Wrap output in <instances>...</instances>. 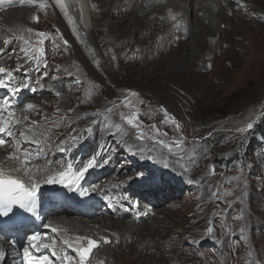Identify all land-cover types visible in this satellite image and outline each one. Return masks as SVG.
I'll list each match as a JSON object with an SVG mask.
<instances>
[{"label": "rangeland", "instance_id": "obj_1", "mask_svg": "<svg viewBox=\"0 0 264 264\" xmlns=\"http://www.w3.org/2000/svg\"><path fill=\"white\" fill-rule=\"evenodd\" d=\"M93 1L95 13L100 14L102 0ZM243 1L246 2L244 4L245 11L239 10L236 19H239L241 24L250 23V33L238 34L240 31H237L236 35L227 34L226 39L222 40L223 37L216 30L212 34V36L217 35L213 45V41L208 37L210 31L206 29L204 39L209 45L215 46L217 42H220L221 37L220 45L224 48H228L232 41L236 46L245 42L247 49L245 51L250 52V57L246 62L240 60L243 65L234 68L223 66L218 70L215 69L214 71L218 73L214 75H226L229 78L228 82L214 85L211 92L208 90L206 93L204 92L205 94L203 92L195 93L192 101H184L186 102L184 111H180L169 102V97L165 94L167 89L163 84L169 81L178 84L185 82L186 75L179 77L176 75V70H191L192 68L193 64L191 63L181 64L185 59L191 57L190 54L183 52L186 47L177 45L162 49V52L160 50L158 62L160 60L163 62L149 66L148 71L140 76L138 73H134V76L141 80L138 86L130 83L102 87L89 84L86 82L87 74L66 64L67 43L65 41L67 42L68 38L65 36V30L67 27L74 29L75 18H72L70 23L67 21L68 19L64 20L65 12L49 0H36L35 4L21 3L18 0L19 4L16 2L12 7L0 10L2 12H0V57H5L0 59V67L19 69L17 71H21L20 77L22 76L24 83L28 81V78H33L36 84L44 85V87L39 84L35 86L39 85L40 93L28 100L29 104L35 106L31 111L29 109L26 111L27 109L24 108L26 104L23 109L17 111L18 115H29L27 123L20 124L19 128L29 126L32 121H36L37 131L43 133L37 137L39 145L31 143L27 147L28 149L36 146L41 147L42 153H35L44 155V159L35 165H41L44 168L54 154L62 152V156H64V151L66 152L70 148L75 149L76 153L82 150L81 155L79 154L82 156L89 145V151H93L91 155L94 153L99 160H107L108 163L114 162V165L109 168L108 174L111 178L112 174L118 177V184L115 185L112 179L108 180L114 188L121 191L129 188V191H134L136 188L133 189L130 182L142 180L143 182H137V184H142L139 185V188L148 186L146 191L136 189L140 196L142 195L140 192H144V195L141 196L142 203L152 207V201L148 197L153 198V194H156L160 201L157 209L163 211L165 215L158 216L156 221L154 217H151L144 221L143 228L135 229V232L144 238L163 220L167 222L160 230L163 240L155 239L157 241L155 243L156 251L161 253L157 254L159 257L153 264H163L164 252L162 250L165 243H170L169 248L173 250L177 248L178 254H180V250H183L188 257V259L184 257L178 261L171 258L168 261L170 264H189L187 261L190 259L196 261L197 264H207L205 262L207 261L205 257L207 252L220 257L225 252L229 254L234 251H238L242 258L244 255L248 256V264L260 262L257 261L256 256L261 260V264H264V0ZM240 2L241 0H232L227 4L238 6L241 4ZM8 16L19 17L20 23L9 25L5 20ZM36 17H39V22H36ZM88 28H92L91 22ZM29 29L32 31L30 32ZM257 29L260 30L259 36H262L260 38H257ZM37 32L47 34L42 45L45 54L40 62L25 57L21 51L36 45ZM80 35H77L76 39ZM25 40L29 43L25 44ZM5 41H9V43H5ZM5 48H9V50L3 53ZM204 53L203 49L199 53L202 57L201 63L196 64L198 68L203 67L202 63L206 57ZM35 54L33 50L32 55ZM179 54L184 57L178 58ZM253 59L258 61L257 65ZM164 61L169 62L168 65ZM249 61L253 63L254 67L249 64ZM185 65L191 66L184 68ZM209 71L206 72L208 78L211 77L210 73L212 72ZM190 74H192L191 71L188 74L189 77H191ZM154 79L159 81H154ZM46 90L50 91L47 97L45 96ZM130 92L138 95L129 96ZM57 93L60 94L57 95ZM125 97L132 101L135 110L140 113V123L145 130H149L151 125H156L161 133H167L166 136L161 135L159 139L165 141L181 137L184 139L183 160L169 153L167 148L158 143L151 140L142 142L136 138L135 130L130 129L120 119L121 112L129 113L130 111L121 103ZM114 104L116 107L113 113H108L106 109L113 108ZM161 108L166 109L169 116L174 117L180 124L179 131L176 130L171 120L164 122L165 116ZM30 112L31 114H29ZM249 122L254 123V129L250 133L236 131L237 128L244 127ZM114 123L120 124L127 130V135L119 134L117 129L112 126ZM88 128L92 130L85 131ZM76 135L81 136L82 139L79 143L73 144L71 138ZM61 148L64 150L62 151ZM6 149L9 148L6 147ZM102 149L105 152L101 153ZM104 155L106 157L102 159L101 157ZM51 162L54 163V166H51L53 168L60 165L56 159ZM212 168L215 169V175L210 172ZM137 173L141 175L137 176ZM119 177L128 180L129 183L119 186V183L122 182ZM130 177L133 179H128ZM234 177H239V180L233 179ZM106 178L107 175L104 177L105 182ZM154 184L155 186H151ZM150 191L153 194L149 195ZM228 192L232 194L226 195ZM214 193H218L219 198ZM255 201L262 204L259 231V237H262V240H258L255 232H253L255 236L252 240L247 239L249 231L246 226H249L248 221L251 219L250 207L247 204H253ZM153 204L155 205L154 201ZM105 210V208L102 209L103 212L109 213ZM74 214L70 212L67 216ZM77 216L83 218V215H79V213ZM200 216L207 217V221L202 225ZM99 217L101 216L90 218L92 221L78 220L75 224H79L78 227H80L82 222L104 221ZM60 218V222L67 221L65 217L61 216ZM116 219L125 221V218L121 217ZM127 220L132 222V225L135 222L133 219ZM136 223H140L139 216ZM209 227L213 229L212 233L206 231V234L196 236V229L206 228L207 230ZM224 230H228L230 233L226 237L219 236L218 234ZM99 232L108 238L114 237L112 233L102 230ZM62 235L58 234L60 238L63 237ZM68 239L72 240L73 238L65 235L62 241ZM142 241L141 247L147 246L151 242L144 239ZM81 242L85 245L87 243L86 240ZM98 243L99 247L94 252L103 245L102 241ZM94 252L91 255L92 264H102L101 257H97ZM158 260L161 262L159 263ZM254 260L255 262H253ZM151 263L147 259L141 264Z\"/></svg>", "mask_w": 264, "mask_h": 264}, {"label": "bare ground", "instance_id": "obj_2", "mask_svg": "<svg viewBox=\"0 0 264 264\" xmlns=\"http://www.w3.org/2000/svg\"><path fill=\"white\" fill-rule=\"evenodd\" d=\"M5 1L6 2L3 4H0V10L14 6L18 0ZM49 1L65 12L66 16L61 13L64 16V20L68 19L67 21L70 23L71 19L75 18V23L73 25L75 30L68 27L65 30V36L68 38L65 52L66 64L72 66V68H78L81 70V72L87 74L86 82L89 84L92 83L102 87H110L121 84L128 85L132 83L138 86L141 83V80L136 78L134 73H138L140 76L144 72L148 71L149 66L163 62L161 60L158 62V52L161 53L162 49H168L177 45L186 47L185 49L183 47V52H185V54H190L191 57L189 59H185L181 64L191 63L193 64L192 68L191 70H176L177 76L180 77L184 74L186 75L185 82L178 84L169 81L163 84V86L167 89L165 94L168 95L169 102L174 104L180 111L185 110V100L189 101L193 99L197 93H206L208 90L211 92L213 86L216 84L220 85L228 82L229 78L226 75H214L218 73L214 71L215 69L218 70L223 66L234 68L243 65L242 62H246L248 57H250V52L245 51L247 50L245 42L236 46V44H234L232 41L230 42L231 44L229 43L230 45L228 48H224L222 45H220L222 40L226 39L227 34L236 35L237 31H240L238 34L250 31V23L244 22L241 24L238 21L239 19H236V16L239 15V10L245 11L244 4L246 2L243 0H241V4L238 6L227 4L228 1L232 0H102L103 5L100 14L95 13V4L93 0ZM17 3L19 4V2ZM61 4H63V7L60 6ZM173 17L175 18L173 19ZM27 18H25V20H27ZM18 19L19 17L17 16H8L5 18L9 25L19 24L20 22ZM90 22L92 23L91 29L88 28L90 26ZM206 29L210 31V35L208 37L213 41V43L217 35L215 36L214 34L212 36V34L216 32V30L223 37L222 40L220 37V42H217L215 46L206 43V40L204 39L205 31H207ZM259 31V29L256 30L257 38L262 37L259 36ZM77 35H80L78 39H76ZM202 49L205 51L204 54L206 57L202 63L203 67L198 68L196 64L198 63L199 65V63H201L200 59L202 56L199 53H201ZM7 50H9V48H5L3 53H5ZM179 55L180 56L178 58L180 59L184 57L181 54ZM255 60L256 59H253V62ZM257 63L258 61H255V65H257ZM249 64L253 66L251 61H249ZM190 66L185 65L184 68H189ZM5 69L9 74H0L2 79L5 81H10L14 86H19L24 83L22 76L20 77V75H22L21 71L18 72L12 67ZM209 70L212 71L210 73L211 77L209 76L210 78H208L206 75V72ZM190 71L192 72V74H190L191 77L188 75ZM16 80L19 84L16 83ZM157 80L154 79V81ZM168 80L170 79L168 78ZM25 83H27L29 87L23 88L15 97H12V94L8 89H0V93L3 92V90H5L6 94L10 93L11 102L14 106L15 117L21 121V125H25L27 121L23 119L25 115H18L17 111L21 108L23 109L25 104H29L28 100L32 96L40 93L39 85L44 87L42 83H37L39 85L35 87L37 84L33 78H28V81ZM198 87H202V89L200 90ZM48 92L50 91L46 92V97ZM26 111H28V109ZM29 114H31V112ZM3 115L6 118L7 112H4ZM24 128L25 126H22L21 128H19V125L16 126L14 129L16 138H20L18 131ZM8 139L11 143H8L6 139V145L2 148L0 147V169H2L4 173L11 175H25L26 173H30L33 176L31 181H38L40 183V188L47 186V183L44 181L48 175H54L58 172L66 170L69 163L74 164V162L80 159V161L75 166V170H77L92 158H95L98 162H101L100 167H94L90 169L79 181L78 192L85 191L87 194L84 195V197H86V199L90 197L92 198L89 205L80 204L79 208H73L77 210L79 215H83V218L77 216L78 213H75L73 216H67L68 213L74 212L70 210L71 208L64 206V203L67 201L60 198L63 195L60 187L55 188L54 191L59 194H56L52 200L45 199V201H48V203L45 206L43 215L46 216V221L48 224L47 226L55 228L59 234H63V237L67 235V237L73 238L72 240L68 239L69 243L72 245V247H69L63 243V237H55L59 242V246L62 248L61 256H67L70 262L72 259L75 261L74 258H77L78 255V253L75 251V248L78 247L80 243H82L81 241H78L77 238L85 237L97 240L98 242L102 241L103 245L98 249V251L94 252L96 253L95 255H97V257H101L102 261L104 262H102V264H141L147 259H149L152 262L151 264H153L157 261V258L159 257L157 254L161 252L157 253L155 243H157V241L160 239L163 240V238L160 236V230L162 227H164V225L167 224V222L163 220L161 224H158L157 228H152L153 231L148 233L144 238L142 235H138L135 232V229L139 230L143 226L144 221L151 219V217H154V220L156 221L158 216L165 215L163 211H159L157 209V205L160 201L158 196L153 194L152 191H150L149 195L152 193L153 198L148 197L149 200L152 201V207H148L142 203L141 196L144 195V192H140L142 194L140 196L139 192L136 190L139 189V191H146V189H148V186L139 188V185L142 184H137V182H143L142 180L130 182L133 186V189L136 188L134 191H129V188H125V191L114 188L109 183L110 181L108 182L109 179H112L114 185L118 184V177L116 175L112 174V178L108 176L110 171L109 168L114 165V162L110 161L109 163H102L103 160H99L97 157H95L94 153L91 155L93 151H89V145L85 152L87 155L82 159V156H80L82 150H79V152L76 153L75 149L70 148V150L66 152L64 151L65 157L62 156V152L58 154L56 153L50 158V161H47V165L43 163L45 167L42 168L41 165H35L44 159V155H39V159L36 158L38 154L35 152H41V147H37L35 145L36 147L28 149L27 147L30 146L31 143L25 144L24 147H26L29 153L32 155L31 164L28 166L31 168V171H14V169L20 167V161L9 159V155L14 151V148L12 147V138L9 137ZM6 147L9 149L7 150ZM76 149L78 148L76 147ZM22 151L23 148L21 149V152ZM67 152L72 154L70 159L66 158ZM52 158L59 162L60 165H58L57 168L51 167L54 164L51 162L53 160ZM106 175L107 178L105 182L104 177H106ZM19 178L21 181H23V178ZM121 181L122 182L119 183V186L129 183L128 180H124L122 178ZM51 185L56 186L58 184ZM151 186H155V184ZM102 197H105L106 200L102 201ZM111 198H116L117 206L113 207V212L110 210L108 214H104L101 207L102 205H105L107 200ZM153 201L155 202V205L153 204ZM255 202L253 204H247L251 211V219L248 221L249 226H246L249 231L247 235L248 240H252L255 234L258 237V240H262V237H259L262 204H260V202ZM40 203L41 200H38L39 207ZM82 204H85V202L82 201ZM98 204L99 207L95 211V206ZM121 206H124L125 208L121 210ZM39 207L37 210L38 212ZM20 210L23 211L22 209ZM61 216L65 218L68 217L66 218L67 221L65 220L60 222ZM97 216H101L99 218H103L104 221L99 220L95 222H82L83 224L81 223L82 226L80 227H78L79 224H75L78 220L88 221L90 218L94 219ZM138 216L140 217V223H136ZM118 217L123 219L125 218V221L116 219ZM206 218H204V216H200L201 225L207 221ZM126 219H133L135 222H133L134 224L132 225V222L128 220L126 221ZM5 228L6 224H3L0 229ZM99 230L112 233L114 237L108 238L103 235L102 232H99ZM38 231H40V229L37 228L31 234H34ZM206 231V228L202 230H199L198 228L196 229V236H202L206 234ZM253 232H255V234ZM11 233L13 234L12 238L20 237L24 234V230L22 231L14 229L11 231ZM229 233L230 231L224 230V232L218 235L221 237H226ZM20 238L23 239L24 237ZM103 238H107L111 241V243H103ZM143 239L146 241L150 240V245L148 244L147 246L141 247V241ZM155 239L157 241H155ZM1 240L2 237H0V241ZM73 242H76V244H73ZM169 245L170 243H165V247L162 250L164 252L163 264H170L168 261H170L171 258H175L178 261L184 257H187L183 250H180V254H178L179 251L177 248L176 250H173L169 248ZM17 253L21 255L23 250L18 251ZM71 253H73L72 258L69 256ZM205 257L207 258V261H205L207 264H248L249 261L248 256L244 255L243 259L238 251L230 252L229 254L225 252L220 257H216L213 254L207 252L205 253ZM256 259L260 262H255V260L253 262L256 264H261V260L258 256H256ZM89 260L90 264H92L91 256ZM77 261H79V259H77ZM158 262L160 263L161 260H158ZM187 262L189 264H197V262L193 259H190Z\"/></svg>", "mask_w": 264, "mask_h": 264}, {"label": "snow or ice", "instance_id": "obj_3", "mask_svg": "<svg viewBox=\"0 0 264 264\" xmlns=\"http://www.w3.org/2000/svg\"><path fill=\"white\" fill-rule=\"evenodd\" d=\"M5 0H0V4H3ZM21 3H28V4H35L36 0H20ZM43 6V5H42ZM63 7V4L60 5ZM175 17H173L174 19ZM36 22H39V17H36ZM31 32L32 30L29 29ZM38 40L36 41V45L33 46V48H25L21 51L24 53L25 57H29L31 59L36 60L37 62H40L41 59L44 57L45 50L42 47V45L45 42V39L47 37L46 33L43 32H37L36 33ZM5 43H9V41H5ZM29 42L25 40V44H28ZM65 43H67L65 41ZM36 53L35 55H32V52ZM3 57H0L2 59ZM46 66V64H45ZM210 67V66H209ZM19 70V69H17ZM0 74H9L8 71L4 67H0ZM29 85L27 83H23L19 86H14L11 84L10 81H5L4 79H0V88H6L8 89L12 97H15L18 95V93L23 88H28ZM34 91V89H33ZM60 93H57L59 95ZM137 93L130 92L129 96L135 97L137 96ZM2 102H0V133H3L7 135L8 137L12 138V146L14 148V151L10 153L9 159L12 160H18L20 161V167L17 169H14V171H31V168L28 167L31 164L32 161V155L29 153L28 149L24 147L25 144L28 143H36L39 145L38 136L43 135V133H39L37 131V122L32 121L31 125L26 126L24 129H22L19 132V139L16 138V134L14 129L16 126L20 125L21 121L15 117V113L11 110L12 109V103L11 98H0ZM124 107H127L130 109L129 113H123L121 112L120 119L125 124L129 126L130 129L135 130L136 138L140 141L145 140H151L154 143L160 144L162 147L167 148L169 153H172L179 157L180 160L184 159V155L182 153L185 152L184 149V139L181 137L179 139H172L170 141H165L163 139H159L161 135L166 136L167 133H161V130L156 125H151L149 130H145L143 125L140 123V113L135 110L134 105L132 101L125 97V99L121 102ZM35 106L32 104L25 105L26 109H33ZM116 105H113V108H108L106 111L108 113H113L114 108ZM59 111V110H58ZM69 111H72L69 109ZM161 111L164 112L165 120L164 122H168L171 120V122L175 125V128L177 131L180 130V124L175 120L174 117H170L167 113L166 109L161 108ZM7 112V117L5 118L3 113ZM25 121H27V116L23 118ZM107 119V118H106ZM93 123H96V121H93ZM117 129V132L122 135H127V130H125L120 124L114 123L112 125ZM254 129V123L249 122L244 127H239L236 129L237 132L240 133H250ZM92 129L88 128L85 131L90 132ZM82 139L81 136L76 135L71 138V143L76 144L79 143V141ZM6 141L4 139H0V147H4L6 145ZM23 148V151L21 152V149ZM63 151L64 149L61 148ZM42 153V150H40ZM37 159L40 158L39 155L36 157ZM151 159V157H148ZM190 159V158H189ZM107 160H104L102 163H107ZM101 162H98L95 158L90 159L87 163H84L82 167H79L77 170L73 169V164L69 163L67 165L66 170L58 172L54 175H48L45 178V183L47 184H62L65 187H73L78 186L79 181L83 178L85 173H87L90 169L94 167H100ZM167 167V165H165ZM186 171V169H185ZM210 172L212 175H215V169H210ZM140 173H137V176H140ZM132 179L131 177L129 178ZM233 179L239 180V177H234ZM231 183V181H229ZM40 188V183L36 180H33L30 184V186L26 185L24 182H22L20 179L12 178L6 174H4L3 170L0 169V216L8 217L9 214L14 213V209L18 207L19 209H22L23 211L27 213H31L34 216L38 215V190ZM81 195H86L87 193L85 191H82L80 193ZM231 192L226 193V195H231ZM214 195L219 198L218 193H214ZM239 218V217H238ZM52 231H56L55 228H52ZM208 233H212L213 229L209 227L207 229ZM27 245L23 248V255L26 260V264H51L48 257L44 256H37L34 253L41 252L42 249H53V255H55L54 250V243H44L43 237H41L38 234H32L30 236H27ZM78 240H86V245L81 243L78 247L75 248V251L78 253L79 261L78 264H90V255L93 251V249L99 247V243L97 240L91 239V238H85V237H78ZM64 244L68 245L69 247H72V245L69 243L68 240L63 241ZM103 243H111L110 240L107 238H103ZM58 259L61 260H69L67 256H60Z\"/></svg>", "mask_w": 264, "mask_h": 264}, {"label": "clouds", "instance_id": "obj_4", "mask_svg": "<svg viewBox=\"0 0 264 264\" xmlns=\"http://www.w3.org/2000/svg\"><path fill=\"white\" fill-rule=\"evenodd\" d=\"M213 45H214V43H213Z\"/></svg>", "mask_w": 264, "mask_h": 264}, {"label": "water", "instance_id": "obj_5", "mask_svg": "<svg viewBox=\"0 0 264 264\" xmlns=\"http://www.w3.org/2000/svg\"><path fill=\"white\" fill-rule=\"evenodd\" d=\"M94 250V249H93Z\"/></svg>", "mask_w": 264, "mask_h": 264}]
</instances>
